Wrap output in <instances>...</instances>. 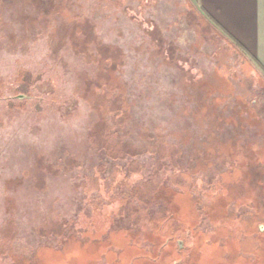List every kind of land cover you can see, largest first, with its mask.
<instances>
[{
  "label": "rangeland",
  "instance_id": "rangeland-1",
  "mask_svg": "<svg viewBox=\"0 0 264 264\" xmlns=\"http://www.w3.org/2000/svg\"><path fill=\"white\" fill-rule=\"evenodd\" d=\"M68 1L0 45V264H128L170 212L157 264H264L262 69L193 0Z\"/></svg>",
  "mask_w": 264,
  "mask_h": 264
},
{
  "label": "trees",
  "instance_id": "trees-1",
  "mask_svg": "<svg viewBox=\"0 0 264 264\" xmlns=\"http://www.w3.org/2000/svg\"><path fill=\"white\" fill-rule=\"evenodd\" d=\"M62 1L66 3L69 2L68 0H62ZM49 2L50 4L47 5L48 3L45 4L44 0H0V16H1L0 17V27H1V30H3L4 27H6L5 28L6 31L8 30V32H5V34L6 36L8 34L10 38L9 42L11 46L18 48L19 42L24 38L25 35L27 36L26 33H29V31L35 27L37 28L42 27L43 15L44 14L48 15L49 12L53 11L56 5L58 4L57 0H50ZM219 31L221 32V30ZM37 35L38 34H35L34 36H37ZM227 37L230 39L229 36ZM235 45L240 50H242V47L239 44L235 43ZM244 158L245 159L243 161L244 162L243 167L242 169H240L242 171L239 177L240 179H242L244 176V171L246 170V167L248 166L247 164L249 162L251 163V160H253L255 157L246 156ZM232 190L233 189L230 190V194L233 195ZM244 193L246 194V196L249 195V196L256 198L253 194H251V192L248 189L245 190ZM256 199L251 204V206L253 205L254 207L253 209L255 210V216H258L260 219H262L263 217L261 215V210H260L261 208L258 205L259 201H257ZM174 218H175V213L170 212L167 218L163 219L157 224V226H154L152 228L153 235H156L157 237L162 238L163 243L160 241L159 243L155 242V245L153 246V248H151L152 251L138 250L135 247L134 248L132 247V249L135 252L130 255L128 259V262H129L128 264H140V263L157 264L159 263L162 254L159 255L158 251L164 250L165 248L164 244L167 242V240H170V242L168 243V245H170L173 242H175L176 238H178V234H181L179 233V231L181 230L178 227H176L173 223ZM188 231H190V229H188ZM117 254H118V258L122 259V255H120L119 251Z\"/></svg>",
  "mask_w": 264,
  "mask_h": 264
},
{
  "label": "crops",
  "instance_id": "crops-1",
  "mask_svg": "<svg viewBox=\"0 0 264 264\" xmlns=\"http://www.w3.org/2000/svg\"><path fill=\"white\" fill-rule=\"evenodd\" d=\"M193 1L217 29L242 47L264 76V0Z\"/></svg>",
  "mask_w": 264,
  "mask_h": 264
},
{
  "label": "flooded vegetation",
  "instance_id": "flooded-vegetation-1",
  "mask_svg": "<svg viewBox=\"0 0 264 264\" xmlns=\"http://www.w3.org/2000/svg\"><path fill=\"white\" fill-rule=\"evenodd\" d=\"M4 14V13H3ZM2 14V15H3ZM1 17V16H0ZM6 27H4V29L3 30H1V27H0V45H4L5 43L8 45V46H11V44H10V42H9V36H8V34H7V36H6V34H5V32H8V30L6 31V29H5ZM27 35H29V33H26ZM26 36V35H25ZM24 36V37H25ZM20 48H22V47H18L17 49H20ZM22 73H24V72H21L20 73V81H19V85L21 86V90H22V88H24L25 87V84H26V81H27V79H26V77L25 76H22ZM25 77V78H24ZM22 80H23V83H22ZM28 82V81H27ZM32 85H34V86H36V82L32 79L31 81L29 80V85L28 84H26V87L27 86H32ZM23 91V90H22ZM1 93V92H0ZM21 95V97L23 96V98H26V97H31L30 95H27V93H25V92H23V93H21L20 94Z\"/></svg>",
  "mask_w": 264,
  "mask_h": 264
}]
</instances>
